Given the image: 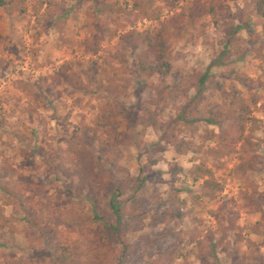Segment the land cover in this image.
Returning <instances> with one entry per match:
<instances>
[{
	"label": "rangeland",
	"instance_id": "rangeland-1",
	"mask_svg": "<svg viewBox=\"0 0 264 264\" xmlns=\"http://www.w3.org/2000/svg\"><path fill=\"white\" fill-rule=\"evenodd\" d=\"M110 1L130 10V0ZM254 2L154 0L157 19L103 11L102 0H24L26 11L14 18L0 7V111L6 120L0 166L8 170L0 176V264H63L57 246L80 238L84 243L67 264H232L247 239L264 259V31ZM182 10L185 18L168 51L172 97L157 125L144 128L141 101L156 78L139 73L140 50L120 46L117 38L124 29H157ZM229 16L242 26L236 36L244 49L220 65ZM117 50L126 61L116 65V87L107 94L94 72L114 75L107 62ZM178 86L197 100L193 122L177 117ZM236 95L250 103L245 133L252 144L247 151L241 142L228 145L222 154L205 129L230 130L226 122L205 119L209 109L228 110ZM104 104L114 113V126L103 134L106 145L92 146L100 180L96 196H89L76 186L73 169L65 173L56 163L64 138L83 123L92 125ZM241 163L249 181L234 175ZM128 174L145 177L137 191L142 218L105 245L109 230L95 216L114 224L105 206L113 197L125 200L128 191L118 196L116 189ZM12 185L19 191L6 203L5 188ZM52 208L64 212L66 225L48 221ZM27 220L38 240L26 238Z\"/></svg>",
	"mask_w": 264,
	"mask_h": 264
},
{
	"label": "trees",
	"instance_id": "trees-1",
	"mask_svg": "<svg viewBox=\"0 0 264 264\" xmlns=\"http://www.w3.org/2000/svg\"><path fill=\"white\" fill-rule=\"evenodd\" d=\"M154 0H130V10H125L121 6H115V2L110 0H102L101 10L107 12H126L133 14L136 17H147L149 19H157L159 14L153 8ZM0 7L7 13L9 17H17L26 11L24 0H0ZM36 10V8H34ZM255 13L262 18V29L264 31V0H255L253 4ZM210 12L214 13L213 8ZM185 12L182 10L178 14L169 18L166 22L160 23V26L154 30L139 31L135 28L127 29L121 32L117 38L120 46H129L132 49H139L140 54L137 60L138 71L146 78L155 77L156 81L149 87L148 93L141 101L140 124L144 127H155L158 122V117L162 111L168 106L171 100V86L167 82L168 76L171 75L172 64L168 58V51L170 46V39L175 35L178 24L185 18ZM229 25L225 30V38L222 41V56L218 60V64H226L229 58L241 57L243 54V39L236 36L237 31L242 28L241 25L234 23V17L229 16ZM248 33L252 36L253 30L248 28ZM253 40H248L247 44H252ZM126 61V53L120 50L115 51L108 59L109 67L114 70V75H110L109 71L102 70L94 73L95 81L99 87L107 94L114 92L116 83L115 75L120 73V69L116 66ZM95 74V75H96ZM206 80V74L199 78V85H202ZM75 86L81 88L84 86L82 81H71ZM177 96L181 97L182 109L178 114V118L184 122H193V112L197 108V100L195 96L189 97L187 92L181 86L177 87ZM256 99H252V103H256ZM262 109L264 110V100L262 102ZM209 114L205 119L206 124L221 125V122H226L229 132H215L213 129H205V137L208 139H217L219 143V151L224 154L228 145H235L241 142V147L244 151L248 150L251 145V140L246 135V123L250 113V103L244 97L235 96L230 100L228 110L219 108L218 110L209 109ZM0 111V127L5 124ZM114 126V113L108 108L107 104L101 106L98 110L96 118L92 125L83 123L81 126L74 128L73 132L66 136L63 140V147L60 149L59 160L56 163L58 170L65 173L73 169L76 176V186L86 190L87 195L96 196L99 188V175L97 174L100 164L92 149L94 143L106 145L109 138L104 137L103 134L110 131ZM255 147L258 144L253 143ZM243 164H239L234 169V175L238 178L249 181L248 175H242ZM208 172V171H207ZM8 175V170L0 166V176ZM200 174L194 176L197 179ZM145 181L143 176L126 175L122 181V186L117 187V194H123V190L128 191V195L124 201L115 200L113 197L105 206L107 211L114 216V224L110 223L108 216H95L104 221L107 231L103 233V238H106L105 245H109L113 239H119V236L125 235L132 230L131 222L142 218L140 210V198L137 191L141 188ZM214 186V184H212ZM219 187L215 185V187ZM7 193L6 203H10L11 194L14 195L19 191L17 186H7L5 188ZM211 190L213 188L211 187ZM246 200L250 197L244 194ZM247 201V202H248ZM125 203H128L126 205ZM34 209V208H31ZM53 214L48 218V221L56 226H63L67 223L62 220L63 211H57L52 208ZM31 220H27L25 224L26 238L29 242L38 240L39 232H33ZM121 228V229H120ZM120 229V230H119ZM84 239L80 238L74 243L62 246H57V258L63 263L67 264L71 259L77 246L82 245ZM246 249H241L234 256L232 264H264V259L260 250L255 243L247 239ZM115 247L111 249V252ZM173 256H170V258ZM215 263V262H214Z\"/></svg>",
	"mask_w": 264,
	"mask_h": 264
}]
</instances>
